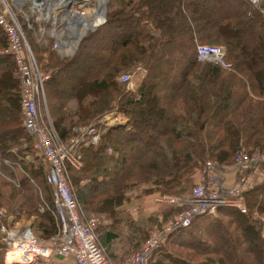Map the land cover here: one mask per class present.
<instances>
[{
  "label": "trees",
  "instance_id": "16d2710c",
  "mask_svg": "<svg viewBox=\"0 0 264 264\" xmlns=\"http://www.w3.org/2000/svg\"><path fill=\"white\" fill-rule=\"evenodd\" d=\"M204 3L222 7L215 13ZM262 8L264 2L254 6L248 0H110L105 22L88 32L67 59L56 53L53 40L38 41L33 21L31 27L22 20L36 58L50 72L44 81L46 99L62 139H71L77 125L96 124L113 110L127 120L106 129L98 149L83 148L79 169L69 166L83 219L115 217L137 187L161 196H189L208 160L223 166L239 152L264 153ZM198 44L224 45L231 69L200 61ZM7 45L0 26V168L20 184L49 236L58 231L53 192L43 158L45 167H35L28 158L35 153L33 136L23 124L15 58L2 52ZM137 68L143 79L137 89H128L119 77ZM80 69L91 72L63 88L66 73ZM148 116L163 117L165 124L151 133ZM258 183L245 193L247 212L221 207L194 219L159 245L151 264H264V181ZM175 209L159 228L175 220L181 207ZM166 242L172 247H164ZM4 250L0 237V264Z\"/></svg>",
  "mask_w": 264,
  "mask_h": 264
},
{
  "label": "built area",
  "instance_id": "2783aa9c",
  "mask_svg": "<svg viewBox=\"0 0 264 264\" xmlns=\"http://www.w3.org/2000/svg\"><path fill=\"white\" fill-rule=\"evenodd\" d=\"M248 1L254 6H260L264 2V0ZM40 5L46 12L50 0H42ZM23 9V5L20 7L16 3H11L9 6L6 0H0V26L8 41L7 47L2 52L12 54L16 61L21 80L20 108L23 124L33 136L34 151L43 158L47 166L46 182L53 192V211L58 223V234L52 246L39 240L33 226L19 224L13 218L9 223L2 222L0 237L5 247L4 264H33L39 259H47L54 254L72 257L77 264H115L101 244L98 232L101 219L95 216L83 219L80 216L78 202L74 197L68 175L69 166L79 169L83 165L84 147L98 149L106 129L125 123L126 119L121 118L118 112H109L99 118L96 124L74 128V136L70 140L66 141L60 137L50 121L49 113L46 111L47 116L43 115L41 106L46 105L43 83L49 74L44 75L40 72L32 48L23 43L25 36L21 30L22 25L19 23L22 14L15 13ZM261 11L264 15V8ZM47 15L52 16L48 13ZM43 16L41 14L39 16L42 22L50 20V17L45 16L42 19ZM29 19L28 16L26 20L32 27ZM101 24L103 23L99 26ZM68 29L70 32L73 31L70 26ZM41 30L43 28L40 25L37 31L41 33ZM51 32L54 34L51 36L57 40L53 48L72 51L73 41L71 43L63 40L64 38L59 35L61 32L56 33L54 30ZM74 51L71 52V56L74 55ZM197 54L200 61L216 63L225 69H231V64L226 59L227 50L223 46L198 44ZM132 78V73H125L119 77V81L131 84ZM99 125L101 127H98ZM75 130L78 132L76 133ZM108 151L111 153L113 148L109 147ZM262 166H264V154L252 157L249 153L239 152L231 167L234 169V179L230 181L227 176L217 172L220 167L217 162L208 160L204 164L197 185L189 196L165 195L161 198L172 206L181 207V210L174 221L150 234L146 243L129 258L128 264H151L153 254L159 245L174 232L189 227L198 217L215 214L221 207H235L244 213L247 212L245 193L255 184L254 176L247 174L259 173L260 169L264 171ZM45 210V205L41 204L39 211L43 213ZM3 216L0 210V218ZM32 247L33 249L30 250ZM13 251L22 253V260L16 257L9 258V253Z\"/></svg>",
  "mask_w": 264,
  "mask_h": 264
},
{
  "label": "rangeland",
  "instance_id": "374dc122",
  "mask_svg": "<svg viewBox=\"0 0 264 264\" xmlns=\"http://www.w3.org/2000/svg\"><path fill=\"white\" fill-rule=\"evenodd\" d=\"M109 1L110 0H50V5L48 6L47 11L45 12L44 9L40 7L42 0H20V1L19 0H6L7 4L9 6L11 5V3H16V5H18L20 7H22V5H23L24 9L22 11L18 10L15 13L22 14V16L25 19H27L29 16V18H30L29 20L33 21L37 25L36 26L37 29L41 25V28H43V30H41V33H39L37 31V37H38V41H40V42L44 40L43 42H45V43H43V44H48L47 43L48 39L53 40V42L57 41L53 38V36H51V34L54 35L51 32L52 30H54L56 33L61 32V33H59V35L62 36V38H64L63 40H66V41L68 40L71 43H72V41H75L76 40L75 37L80 34L82 29L79 31L80 26H78V31L75 32L76 34H73V31L70 32V30L68 29L69 24L70 23L73 24V23H75V20H78V19L80 20V19L84 18L85 16H90L91 14H93V12H91V11H93L94 8H96V12L93 15L97 14L99 17H98V20H96L94 23H92L91 27L96 28L97 26H99L97 24L100 23L101 20L104 18V14L107 10ZM59 2L61 3L60 7L56 6V3L58 4ZM227 3H224L223 6H228ZM66 5H68L67 8H66ZM211 5L212 6L210 7L209 3H204V6L206 9L209 10V7H210L211 11H215V13L220 10L219 8L222 7V5H220L218 3H211ZM86 10H88V11H86ZM47 13L52 15V16L51 17L48 16ZM76 13H79V14L76 15ZM82 13L83 14L85 13V15L82 16L81 15ZM40 14L42 16L44 15L45 17H50V20L48 22H45V21L42 22L40 20V17H39ZM22 16L19 18L20 19V22H19L20 25H22L21 24L22 20H24V18ZM44 16L41 18L43 19ZM69 19H72L73 21L71 22ZM32 25H33V23H32ZM25 29H26V26L24 25V29H23V27L21 28L22 33L25 36V40L23 39V43L28 44L30 46V48H32L29 41H28V38L26 36ZM92 30L90 29L89 32ZM87 34H88V32L86 34H84L82 36V38L85 37ZM79 43L77 44L78 47L80 45ZM216 45H220V46L225 47L222 44H216ZM78 47H76V48L78 49ZM67 48L69 49V47H67ZM77 49L74 51V54L76 53ZM55 50H56V53L62 59H64V58L67 59L69 57L74 56V55H72V56L70 55L71 52L65 53V51H62L63 49H55ZM32 51H33V49H32ZM33 53H34V51H33ZM34 56H35V54H34ZM35 58H36V56H35ZM44 58H45V60H48V53H44ZM36 61H37L38 66H39V70H40V72H42V74H44V75L50 74L49 71L44 70L42 64H40V62L38 61L37 58H36ZM80 64L84 65L83 62H81ZM139 71H141V68H137L134 72L132 70L128 71L129 73L133 74L132 83L126 85L128 89L135 90V89H137V87L141 83V81L143 79V76H142L143 72L140 73ZM90 72L91 71L87 72L86 70L83 72L81 69L68 71V73H66L65 81H63V83H62L63 88L64 87H67V88L70 87V85H72L74 83V81L78 77H80L81 75H83L87 78L88 74ZM128 72H123V73L125 74ZM123 73H121V74L123 75ZM17 74H18V71H17ZM56 90H61V88L58 87V88H56ZM43 108H44L43 115L47 116L46 111L49 113L47 99H46V105L43 106ZM110 112H118V111L113 110ZM112 114L117 115L116 113H112ZM49 116H50V113H49ZM119 116H121V118H124V115H122V114H119ZM148 118H149V120H148L149 124L147 126V129L151 133H153L155 129L160 128V125L165 124V123H163V117L160 120H157L156 118H150L149 116H148ZM50 121H51V116H50ZM164 122H166V118H164ZM87 125H89V124L77 125L76 127L87 126ZM98 127H101V125H99ZM75 131H76V133L78 132V130H75ZM259 154H264V153L259 152V151L249 153V155L252 157H255ZM28 158L31 162H33L32 164H35V167L41 166V164H44L41 156H39L36 152L33 153L32 155H28ZM31 162H30V165H31ZM233 165H234V162H232L231 164H228V165H223V166L221 165L219 167V169H217V172L223 176L224 175L228 176V175L234 173L233 172L234 169H231V167ZM44 167H45V164H44ZM203 168H204V166H203ZM203 168L201 171L199 170L200 172L198 171L197 176H198V174L200 176L202 175ZM261 168H264V166H262ZM247 175L254 176L255 184L253 185V187L255 185L259 184L258 182L264 181V171H262V169H260L259 173L252 174V172H249ZM198 178H199V176H198ZM198 178L197 177L195 178L193 188L197 185ZM29 179L31 180V178H29ZM68 179L70 181V173L68 175ZM31 182L33 183V180H31ZM70 186H71V183H70ZM42 187H43V185H40L39 187H37V190L39 189V191H38L39 193H42V190H40V188H42ZM0 190L2 191V194L0 196V198L2 199V204H0V210L3 212V215H4L1 218L2 222L3 223L4 222L9 223L10 219L13 218L14 221L18 222L19 224L33 226L35 233L38 235L39 240L45 244H50L53 246L54 240L56 239L58 231H57V233L51 234L49 236H48V234H45L43 232V230L41 229V224L43 223V221L41 220V217L36 213V211H33L32 206L29 204V202L27 200V194L25 192L23 193L22 187L20 186V184L17 183V180L14 177L7 175L5 172H3V170L1 168H0ZM138 192H140V194H142V193L146 194L147 193L144 191V189L137 187L131 192V194L132 195L135 194L134 196H136V194ZM34 193H35V191H34ZM34 193L32 192L31 194H34ZM29 194H30V192H29ZM147 194H149V193H147ZM163 196H165V195H162V196L159 195V197H163ZM129 201H131L132 203H135V201H133L132 197H130ZM133 206L139 207V205H137V202ZM151 207L156 209V210L151 211L149 213V215H147V219L141 218V217H139V216H141V214L135 213V216L137 217V219L135 220L132 217V214H134V213L132 211L130 212V216H131L130 228H131V232H132V238H135V241H133V244H132V249H134V250L131 249L132 250L131 254L138 251V249H140L142 247L140 245H144L146 243L150 234L153 231H155L157 228L162 226L164 223H166L170 219V217L175 213V210H176L175 206L170 205L166 201H162V202L154 201L152 203ZM79 209H80V205H78V210ZM79 213L81 216L82 215L81 213H83V212L79 211ZM93 216L97 217L96 215H93ZM144 220H146V221H144ZM163 246L169 247V248L172 247L167 242ZM228 250H231V252H235L234 249H228ZM4 254H5V250H4ZM4 254H3V256H4ZM157 256L158 255L156 254L155 258ZM33 264H74V263H73L72 259H69L68 261H64V260H62V258L59 257L58 254H54V255H52V257H49L47 259H43V258L39 259L37 262H35ZM230 264H236V263L232 262Z\"/></svg>",
  "mask_w": 264,
  "mask_h": 264
},
{
  "label": "crops",
  "instance_id": "0c3cea01",
  "mask_svg": "<svg viewBox=\"0 0 264 264\" xmlns=\"http://www.w3.org/2000/svg\"><path fill=\"white\" fill-rule=\"evenodd\" d=\"M17 173H19V177L22 178L24 171L18 167ZM198 176L197 178L199 181L200 175ZM227 177L230 181H233L234 174L232 173ZM134 195L131 194V197L135 203L126 201L124 204L120 205L117 208L118 212L116 213L115 217L107 218L104 215L99 216L101 218L100 223H102L101 227H99L101 228V244L115 264H128L129 257L132 255L131 252L134 250L132 249V244L133 241H135V238H132V232L130 228V212L132 211L134 213L132 214V217L135 220L137 219L135 213L141 214L139 217L147 219V215H149L151 211L156 210L151 207L152 203L154 201L162 202V197H159L158 193L140 194V192H138L136 196ZM136 202L139 207L133 206L136 204ZM67 259H71V257H66V260Z\"/></svg>",
  "mask_w": 264,
  "mask_h": 264
},
{
  "label": "bare ground",
  "instance_id": "6f19581e",
  "mask_svg": "<svg viewBox=\"0 0 264 264\" xmlns=\"http://www.w3.org/2000/svg\"><path fill=\"white\" fill-rule=\"evenodd\" d=\"M20 1V0H19ZM66 2V1H65ZM23 4V3H22ZM53 4V3H52ZM60 5H61V3L59 2L58 4L56 3V6H59L60 7ZM64 6V5H63ZM67 6L68 5H66V8H67ZM64 8V7H63ZM64 10V9H63ZM86 11H88V10H86ZM102 11V10H101ZM91 12H93V14L96 12V8H94L93 9V11H91ZM77 14H79V13H76V15ZM93 14H91L90 16H85L84 18H82V19H78V20H75V23H70L69 24V26L73 29V34H76L75 32L76 31H78V26H80L79 27V31L82 29V31L80 32V34L78 35V36H76L75 37V41H73V44H72V47L73 48H71L72 49V51H74L75 49H76V46H77V44L80 42V40H83V39H81L82 38V36L84 35V34H86L87 32H89V30L91 29H94V27H91V25H92V23H94L96 20H98V15L96 14V15H93ZM105 14H106V12H105ZM105 14H104V17H105ZM82 16L83 15H85V13L83 14H81ZM92 18V19H91ZM66 19V18H65ZM104 19V18H103ZM102 19V20H103ZM71 22L73 21L72 19H69ZM102 20H101V22H102ZM100 22V23H101ZM100 23H98L97 25H99ZM76 27H75V26ZM74 26V27H73ZM94 26V25H93ZM91 27V28H90ZM78 34V33H77ZM66 43V42H65ZM67 45V44H66ZM34 51V50H33ZM72 51H70V50H66L65 51V53H70V52H72ZM36 55V54H35ZM33 249V247L32 248H30V250H32ZM12 257H16V258H19L20 260H22V257H23V254L22 253H20V252H16V251H13V252H11V253H9V258H12Z\"/></svg>",
  "mask_w": 264,
  "mask_h": 264
},
{
  "label": "water",
  "instance_id": "95a60500",
  "mask_svg": "<svg viewBox=\"0 0 264 264\" xmlns=\"http://www.w3.org/2000/svg\"><path fill=\"white\" fill-rule=\"evenodd\" d=\"M105 20H106V14H105V17H104V19H103V21L101 23H103Z\"/></svg>",
  "mask_w": 264,
  "mask_h": 264
}]
</instances>
